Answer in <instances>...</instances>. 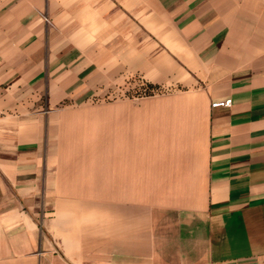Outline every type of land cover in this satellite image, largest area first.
Instances as JSON below:
<instances>
[{
  "label": "crops",
  "instance_id": "1",
  "mask_svg": "<svg viewBox=\"0 0 264 264\" xmlns=\"http://www.w3.org/2000/svg\"><path fill=\"white\" fill-rule=\"evenodd\" d=\"M134 79L176 103L99 104L98 199L64 197L62 119ZM139 192L179 197L106 195ZM0 264H264V0H0Z\"/></svg>",
  "mask_w": 264,
  "mask_h": 264
},
{
  "label": "rangeland",
  "instance_id": "2",
  "mask_svg": "<svg viewBox=\"0 0 264 264\" xmlns=\"http://www.w3.org/2000/svg\"><path fill=\"white\" fill-rule=\"evenodd\" d=\"M169 90L157 86L149 85L145 82H141L140 79H134L127 81V84L123 86L121 92H117L115 95L105 98H99L97 96L88 98L80 102H74L73 108L67 112L62 119L61 126L57 134V148L59 153L58 167L62 170V177L65 184L70 191L67 193H61L64 197H70L73 199L85 200V201H97L99 194L96 192V175L98 170V105H117L121 106L117 109L116 115L119 121L129 119L131 110L130 106L138 107V116L145 115V111L152 110V108H161L162 105L176 103L174 99L172 102ZM129 106V107H128ZM151 108V109H150ZM155 110V109H154ZM106 118L113 120V111L106 112ZM156 115V114H154ZM159 115V114H157ZM109 121V120H108ZM158 127L159 123L155 122ZM153 134L154 137L158 136L161 132V127L155 128ZM139 127H145V123L138 121ZM158 132V134H157ZM142 134L139 133V136ZM156 145H153L156 151ZM158 152L162 151V146H158ZM144 151V150H143ZM83 184L87 186L83 187ZM79 189V190H78ZM87 189L88 191H82ZM60 195V194H59ZM107 197L118 196L122 200H134L138 203H155L163 204L172 201H177L179 194L170 193H122V194H106Z\"/></svg>",
  "mask_w": 264,
  "mask_h": 264
},
{
  "label": "built area",
  "instance_id": "3",
  "mask_svg": "<svg viewBox=\"0 0 264 264\" xmlns=\"http://www.w3.org/2000/svg\"><path fill=\"white\" fill-rule=\"evenodd\" d=\"M46 20V18H44ZM231 106L230 99H224L222 101H215L211 103L212 108H229Z\"/></svg>",
  "mask_w": 264,
  "mask_h": 264
},
{
  "label": "trees",
  "instance_id": "4",
  "mask_svg": "<svg viewBox=\"0 0 264 264\" xmlns=\"http://www.w3.org/2000/svg\"><path fill=\"white\" fill-rule=\"evenodd\" d=\"M151 86V85H150Z\"/></svg>",
  "mask_w": 264,
  "mask_h": 264
}]
</instances>
